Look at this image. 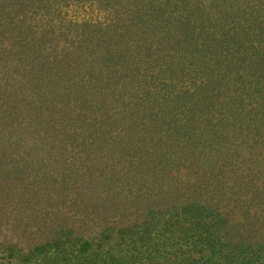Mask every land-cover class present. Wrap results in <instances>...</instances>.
Returning <instances> with one entry per match:
<instances>
[{
	"label": "rangeland",
	"instance_id": "rangeland-1",
	"mask_svg": "<svg viewBox=\"0 0 264 264\" xmlns=\"http://www.w3.org/2000/svg\"><path fill=\"white\" fill-rule=\"evenodd\" d=\"M205 160L264 193V0H0V264L54 263L60 227L108 248L138 167Z\"/></svg>",
	"mask_w": 264,
	"mask_h": 264
},
{
	"label": "trees",
	"instance_id": "trees-1",
	"mask_svg": "<svg viewBox=\"0 0 264 264\" xmlns=\"http://www.w3.org/2000/svg\"><path fill=\"white\" fill-rule=\"evenodd\" d=\"M210 162H201V173L191 174L177 190L163 183L167 172L141 184L138 167V180L130 182L147 188L136 189L143 208L123 221L108 248L100 243L94 254H83L84 246L60 227L39 250L52 255V264H264V211L251 206L263 191L247 201L243 187L230 184L224 173L213 178L216 167Z\"/></svg>",
	"mask_w": 264,
	"mask_h": 264
}]
</instances>
